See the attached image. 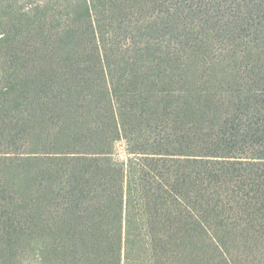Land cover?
Masks as SVG:
<instances>
[{
  "label": "trees",
  "instance_id": "trees-1",
  "mask_svg": "<svg viewBox=\"0 0 264 264\" xmlns=\"http://www.w3.org/2000/svg\"><path fill=\"white\" fill-rule=\"evenodd\" d=\"M0 264H264V0H0Z\"/></svg>",
  "mask_w": 264,
  "mask_h": 264
},
{
  "label": "rangeland",
  "instance_id": "rangeland-1",
  "mask_svg": "<svg viewBox=\"0 0 264 264\" xmlns=\"http://www.w3.org/2000/svg\"><path fill=\"white\" fill-rule=\"evenodd\" d=\"M116 152L117 156L122 160H126L129 157V155L126 153V147L123 142L117 143Z\"/></svg>",
  "mask_w": 264,
  "mask_h": 264
}]
</instances>
